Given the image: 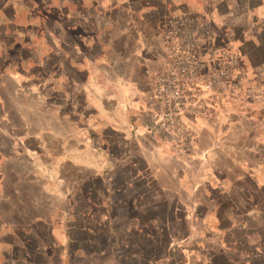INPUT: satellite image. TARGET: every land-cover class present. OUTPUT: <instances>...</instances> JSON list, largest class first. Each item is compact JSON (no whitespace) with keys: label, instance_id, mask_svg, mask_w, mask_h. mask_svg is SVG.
<instances>
[{"label":"crops","instance_id":"crops-1","mask_svg":"<svg viewBox=\"0 0 264 264\" xmlns=\"http://www.w3.org/2000/svg\"><path fill=\"white\" fill-rule=\"evenodd\" d=\"M48 7L0 0V249L53 251L38 229L80 218L94 223L85 234L118 238L132 219L134 235L165 237L148 264H264V0H113L55 37L40 17ZM177 14L198 25L204 65L232 43L251 77L241 89H201L202 113L182 116L185 149L140 120ZM122 202L130 215L113 213Z\"/></svg>","mask_w":264,"mask_h":264},{"label":"rangeland","instance_id":"rangeland-1","mask_svg":"<svg viewBox=\"0 0 264 264\" xmlns=\"http://www.w3.org/2000/svg\"><path fill=\"white\" fill-rule=\"evenodd\" d=\"M113 0H66L64 2L65 7H57L56 0H45V3L48 4V10L40 15L44 21L50 25V34L52 37L61 34L60 26L67 21V24L80 25V21H76L78 16H87L90 14V11L93 9L100 10L102 6L111 3ZM75 10H77L75 12ZM58 23V24H57ZM59 25V26H57ZM183 25V26H182ZM54 26V27H53ZM196 22L191 16H186L183 14H177L172 18V23L169 26L166 40V52L178 53L181 51L190 50L198 52L199 43H198V34ZM186 30V35L188 34L192 42L191 44H186L182 39ZM183 33V34H182ZM51 35L47 34V41L58 50V44H54ZM260 39L264 40L263 35H259ZM192 47V49H191ZM240 51H245L244 45H240ZM84 47L77 48L78 53H83ZM65 51H68L67 47L63 48ZM238 50L235 49L232 43H225L216 47L215 59L213 61H207L206 65L202 63L204 60H199L196 56L197 62L201 64L200 70V79L211 78L213 75H223L221 80L225 84V89L233 85L244 86L245 83H251L249 80L251 77L247 76L242 61L238 58ZM168 57V56H167ZM79 67V66H78ZM79 75V73H78ZM253 84H258V81L252 77ZM227 94V93H226ZM257 95V92H256ZM258 96V95H257ZM256 96V97H257ZM184 149V148H182ZM123 200V199H121ZM129 209H127V203L123 202L117 207V210L114 209L113 213L118 214H128L130 215ZM261 211L264 212V205L261 207ZM75 211L77 216H83L85 207L83 206L82 199H76ZM163 208L157 209L156 212L159 214L163 212ZM147 212V213H146ZM141 215V221L143 224H146L148 218L153 214L150 211H146ZM176 212V211H175ZM177 214V213H176ZM63 215V214H62ZM60 217V221H64L63 217ZM79 218V217H78ZM62 221V222H63ZM86 223H93L92 221H87L86 219H77L76 223H71V226H74L75 229H68V223H64V229L58 231V223H53L54 228L46 229L40 227L38 230L40 232V239H43L46 243L53 244L54 247L50 252H45L42 255L32 252V251H21V250H5L6 246L2 245L0 249V264H25L26 260L30 261L32 264H148V262H142L141 259H156L159 255H162L161 246H158V239L156 237L155 241L149 242L147 248L150 250V253H145V249H141L140 238L141 236H136L132 232L133 223L136 224L135 220L126 219L119 221V223H124L128 228L129 233L121 235L122 241L119 244L116 237L110 235H95L90 236L85 234L82 227H86ZM107 224H111L110 228L114 231L116 227L115 220L106 221ZM94 224V223H93ZM100 222L97 224L99 225ZM263 225V224H262ZM264 227V225H263ZM126 229V228H125ZM121 230V229H119ZM38 241L31 240L30 245L36 244ZM144 251V252H143ZM147 255V258H142ZM149 256V257H148ZM150 264V263H149Z\"/></svg>","mask_w":264,"mask_h":264},{"label":"built area","instance_id":"built-area-1","mask_svg":"<svg viewBox=\"0 0 264 264\" xmlns=\"http://www.w3.org/2000/svg\"><path fill=\"white\" fill-rule=\"evenodd\" d=\"M181 37L186 44H191L192 39L186 32ZM167 53L165 66L155 75L148 93V108L140 115L141 129L155 139L185 149L191 146L192 134L182 116L201 114L203 108L198 102L199 92L214 87L222 92L225 84L220 77L223 75H213L197 85L201 64L197 62L195 52Z\"/></svg>","mask_w":264,"mask_h":264},{"label":"trees","instance_id":"trees-1","mask_svg":"<svg viewBox=\"0 0 264 264\" xmlns=\"http://www.w3.org/2000/svg\"><path fill=\"white\" fill-rule=\"evenodd\" d=\"M119 239H118V243L120 244L121 243V241H122V237L120 238V236L118 237ZM157 239H158V246L160 247V246H162L164 243H165V237H163V236H159V237H157ZM149 242H151V241H149L147 238H145V237H141L140 238V244H141V249L143 248V249H145V253L146 254H148V252L150 253V250L147 248V246L149 245ZM144 252V251H143ZM145 253H144V255H145ZM150 255L151 256H153L151 253H150ZM149 257V256H148ZM142 258H147V255H145V257H142ZM150 259H141V261L144 263V262H148Z\"/></svg>","mask_w":264,"mask_h":264}]
</instances>
